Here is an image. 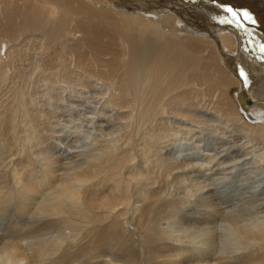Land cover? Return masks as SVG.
Listing matches in <instances>:
<instances>
[{
	"label": "bare ground",
	"instance_id": "6f19581e",
	"mask_svg": "<svg viewBox=\"0 0 264 264\" xmlns=\"http://www.w3.org/2000/svg\"><path fill=\"white\" fill-rule=\"evenodd\" d=\"M262 44L264 0H0V264H264Z\"/></svg>",
	"mask_w": 264,
	"mask_h": 264
},
{
	"label": "snow or ice",
	"instance_id": "6c2138e0",
	"mask_svg": "<svg viewBox=\"0 0 264 264\" xmlns=\"http://www.w3.org/2000/svg\"><path fill=\"white\" fill-rule=\"evenodd\" d=\"M215 2V0H214ZM221 7L223 8V11L226 13L231 14V17L233 19H236L240 16H242L245 20L251 21L252 23H256L257 21L255 19H253V17L250 15V13L247 10H243L242 12L240 10L234 9L233 6H225L221 3ZM232 21L228 20V19H221L220 23H231ZM262 53H264V44L260 45V49H259ZM239 75L242 78V83L244 85L245 88H249L252 84V81L249 79V75L247 73L244 72L243 69L239 70Z\"/></svg>",
	"mask_w": 264,
	"mask_h": 264
},
{
	"label": "rangeland",
	"instance_id": "374dc122",
	"mask_svg": "<svg viewBox=\"0 0 264 264\" xmlns=\"http://www.w3.org/2000/svg\"><path fill=\"white\" fill-rule=\"evenodd\" d=\"M142 1L147 2V0H138V2H140V3H141ZM210 19H211V18H210ZM214 20H218V19L214 18ZM219 21H220V20H219ZM242 64H243V63H242ZM245 65H246V67H248L247 64H243L244 67H245ZM259 65H260V64H259ZM244 67H242L241 69H243L244 72L247 73L248 71L246 70V67H245V69H244ZM260 67L262 68L263 65L261 64ZM247 97H248V96H247ZM42 99L44 100L45 97H43V98H42V97H41V98H37V100H40V101H43ZM260 99H261V100H260ZM260 99H259L260 102H258V104H261V106H262V105H264V98H263V96H261ZM248 100H249V101H248ZM250 100H251V98H247V100H246V101H247V104H249V105H251V104L253 103V101H250ZM262 100H263V102H262ZM41 103H42V102H41ZM259 107H260V105H259ZM263 107H264V106H263ZM26 161H27V160H26ZM38 163H39V161H37V160H33V161H32V164H31V165H32L31 167H32V168L35 167L36 165H38ZM104 255H106V254H104ZM89 256H90V254L88 255V257H89ZM88 257H87V258H88ZM90 258H91V260L94 259L95 261H97V258H96V257L94 258L93 256H91ZM65 259H66V261H67L69 264H71V263H70V262H71L70 257L66 256ZM98 259H99V258H98ZM68 260H69V261H68ZM66 261H65V263L68 264ZM73 261H74V260H73ZM74 262H75V261H74ZM92 262H93V261H92ZM72 263H73V262H72Z\"/></svg>",
	"mask_w": 264,
	"mask_h": 264
},
{
	"label": "water",
	"instance_id": "95a60500",
	"mask_svg": "<svg viewBox=\"0 0 264 264\" xmlns=\"http://www.w3.org/2000/svg\"><path fill=\"white\" fill-rule=\"evenodd\" d=\"M249 101V100H248Z\"/></svg>",
	"mask_w": 264,
	"mask_h": 264
}]
</instances>
